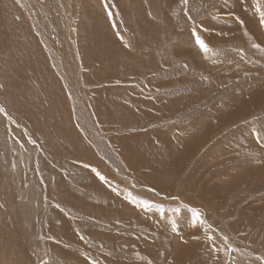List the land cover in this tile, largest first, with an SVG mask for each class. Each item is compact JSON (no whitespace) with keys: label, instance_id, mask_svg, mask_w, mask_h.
Wrapping results in <instances>:
<instances>
[{"label":"bare ground","instance_id":"6f19581e","mask_svg":"<svg viewBox=\"0 0 264 264\" xmlns=\"http://www.w3.org/2000/svg\"><path fill=\"white\" fill-rule=\"evenodd\" d=\"M259 7L260 0H0V101L8 104L4 108L6 110H0V116L6 118L3 115L4 112V114L8 113L12 119L15 118L17 125L26 132L24 133L25 138L23 136L21 138L25 141L28 138L27 147L30 149L34 146H31L32 142L29 140L33 139L32 141L36 142L34 149L42 150V154L50 159L49 163L52 162L51 167L60 165L70 173L72 171L74 173L77 168L87 175L89 173L92 183L94 182L88 185L90 189L100 187V190L110 192L120 202L136 207L138 214L134 221L138 220L140 223V231L144 232L146 229L152 231L151 238L171 227L181 233L183 224L180 225L178 219L185 216V219L183 218L184 229L188 224L187 221L190 225V230L184 236L186 245L183 247L188 249L186 257L191 260L194 257H200L199 246L206 249H212L214 246L208 233L205 232V225L201 218L191 210L187 211L186 215H180L171 209L168 214L149 212L147 209L149 202L113 184L104 167V161L105 159L112 160L119 169L146 182V180L150 181L149 177L154 171L150 170L151 168H146L145 173L140 171V168H144L147 164L146 162L151 163L150 160L143 159L142 155L143 150H152L153 162L155 161L154 163L166 176H170L175 173L173 168L176 163L181 167L188 165L199 148L216 136L226 122L241 121L242 117L249 113L253 115L264 108V84L256 77V80H253L251 76L250 80L247 78L248 81L241 88L227 95L223 101L195 113L192 121L187 125L179 123L174 126L172 124V126L169 125V129L160 127V124L157 125L159 127H144L153 124L149 121L153 120V116L162 121L173 119L175 113L187 111L198 100L207 97L208 93L204 90H208L209 87L205 88L206 84L223 86L237 78L236 75L229 76L230 70L235 67L234 64L229 69L223 67L225 65L223 62L230 58V53H227L222 61H216L220 66L223 64L222 67L226 71H213L212 66L216 64L215 61L213 62L214 55L211 51L218 43L239 41L250 49L253 47V56L263 53H261L262 47L259 46L264 45V26L261 22ZM197 36L209 46L208 51H204L199 46ZM255 42H259V45ZM240 54L243 55L240 52L233 55L236 59H240ZM186 59H188L187 62H192L189 66L194 67V74L199 78L201 90L187 91L175 98L166 97L168 90L173 87L186 86L189 80H192L190 79L192 73L186 72L184 77L170 78L166 81L158 80V76L162 72L169 73L173 64L181 65L180 62ZM195 63L198 64L193 65ZM251 66L253 69L257 67L254 64ZM129 79H134V82H138L140 86L131 85ZM141 82L143 83L140 84ZM159 94L162 95L159 96ZM161 106L168 108L156 109ZM119 108L135 113L140 112L139 114L144 119L140 118L135 123L136 120L129 121L120 118ZM176 109H178L177 112ZM261 121H263L259 124L262 129L261 133L253 131L254 137L251 138L260 144L262 137L261 145L263 146L264 119ZM6 123L8 129L17 130L13 124ZM199 124L206 126L201 128ZM172 129H177L182 134L187 129L191 137L190 145L187 143L190 152L185 151L182 154V150H179L176 152L177 155H173L176 156L172 158L176 160L175 162L169 161L171 157L163 154L164 150L159 152V146H161L159 136L165 133V138L169 139L167 133L171 134ZM238 130L235 133L239 136ZM18 133L19 131H16V134ZM174 138L175 142L178 138L176 136ZM224 138L229 140L230 136ZM144 139L143 144L139 142ZM214 142L213 146L210 145V150L214 146L221 149L225 145L219 139ZM32 149L31 151L34 150ZM207 149H209L208 146ZM83 151L102 152L104 154L102 157L105 159L100 157L103 161L93 164L90 160L84 159ZM181 154L184 156L179 159ZM29 158L33 160L35 155ZM162 158L165 160L161 161ZM39 170L40 168H35L34 172ZM56 172L54 173L57 175L58 186H62L65 180L60 178L61 176ZM5 178L0 171V260H5V257L14 251L13 247H16L17 250L13 253L19 251V254H12V258L9 256L12 263L16 261V264L18 258H23L32 264L18 237L4 227L6 222L1 213L5 215V211L9 212L10 202H13L16 196L13 187ZM211 187L198 186L197 190L195 189L197 196L204 203L219 206L221 209L226 202L224 197L220 199L217 196H210L209 199L205 196ZM62 188L64 189V186ZM62 188L54 186L47 192L53 201V204L48 207L54 212L52 216L54 219L52 220L51 217V220L45 224L46 234L51 238L48 247L50 248V244L54 246L53 249L51 248L54 251L49 254L50 259L55 258L54 252L57 253V258L67 260L69 264H96L97 259L105 264H141L137 260L138 255H141L142 259L149 260V257L154 259L152 248L157 244L135 233L136 229L132 228L134 222L128 224L131 226L129 231L115 233L113 228L105 227L106 229L101 228L100 232L88 233L90 240H97L98 244L90 245L89 242L87 246H84L83 240L75 232L77 227L73 226L72 221L65 216L78 212L81 206L85 204L86 207L87 203L83 197L76 196L71 190H65L66 188L62 190ZM58 205H63L62 209L68 214L61 212L57 208ZM110 207L111 204L101 208L88 205V210L95 214L96 211L103 212V209H106L105 213H108ZM84 209L83 213H85ZM240 209L242 210L241 207ZM222 210V216L230 215L231 209ZM111 213L109 211V214ZM52 240H65L76 245L79 250L62 247ZM100 247L101 253L96 249ZM106 248L112 249L114 254L117 251L125 252V256L123 258L113 256L114 254H110L109 251H103L108 250ZM212 251L216 253V250ZM173 260L171 264H183L180 256ZM147 262L149 261L145 264Z\"/></svg>","mask_w":264,"mask_h":264},{"label":"rangeland","instance_id":"374dc122","mask_svg":"<svg viewBox=\"0 0 264 264\" xmlns=\"http://www.w3.org/2000/svg\"><path fill=\"white\" fill-rule=\"evenodd\" d=\"M259 12L262 17L261 22L263 23V26H264V0H260ZM232 42L234 41H230L226 43L220 42L211 51V54L214 55L213 62L215 61V64H216V66H212L213 71L218 72L220 70L221 71L223 70L225 72L226 71L225 68L229 69L228 68L229 65H231L232 67V64H231L232 63L231 61H233L232 59H229V60L226 59L225 62H223L225 63V65L223 64L222 65L223 67L225 66V68H223L222 65L220 66L219 64L216 63V61L218 62L222 61V59H224L223 57H225L226 56L225 54L227 53H232V52L242 53L243 51L245 52L248 51L252 54L254 53V50L252 49L253 47H251L250 49L248 48V46H245L243 43H240L239 41H235L234 43ZM255 43L259 45V42H255ZM259 46L262 47L261 53L262 52L263 53L261 55L264 56V45L260 44ZM187 60L188 59L181 61L180 62L181 65L173 64L172 65L173 68L169 69V73L162 72L160 73V76H158L157 78L158 80L166 81L170 78H178L181 76L184 77L183 75L186 76V72L192 73L190 75V79L192 80H189V83H187L186 86H183V87L178 86L177 87L178 89L176 87H173L174 89L172 88L171 90H168L170 89L168 88L167 90L170 93L164 92L166 93L165 95L166 97L175 98L182 94L187 93V91L189 92L191 90H194V91L201 90L199 87L200 85L199 78L197 75L194 74L195 69L194 67L190 68L192 62L189 63L187 62ZM196 64L198 63H195L193 65H196ZM234 65H235L234 68H237L235 69L236 73L239 74L241 73V71H245V70L246 72H248L247 71L248 67H246V65L243 64L240 61V59L236 60ZM262 68H264V64L262 65ZM256 72H257L256 70L249 71L250 75H247L248 79L250 80L252 76L253 80L259 79L260 82L264 84V69H261L259 73L255 74ZM236 76L237 78L239 77V75L237 74ZM129 80H130L131 85L134 86L136 84V86H140L138 82H134V79H129ZM142 83L143 82H141L140 84ZM211 85L212 84L210 85L206 84L204 86L205 88L206 86L209 87L208 90L207 89L204 90L205 92L208 93L207 97H204L203 99L198 100L197 103L193 105L192 107H190L187 111L183 110L182 112H180L181 114L175 113V116H173V119H168V120L166 119L167 121L166 120L159 121L157 120L158 118L155 119L153 116V120H149L153 124H149L144 127L151 128L153 126L154 127L160 126L165 129H169L168 127L172 126V124L174 126L179 125V123L183 125L184 124L187 125L189 122L192 121L193 119L192 116L195 115V113L208 109V106L212 104L221 102L224 99V95H226L227 92L232 91L233 93V91L237 89L234 86H230L229 84L223 85V86H218V85L211 86ZM160 95L162 94H159V96ZM6 104L4 101L3 102L0 101V108L3 107L2 109H0L1 111L6 110L4 109L8 105ZM165 108L167 109L168 107L161 106V107H157L156 109L165 110ZM177 110L178 109H176V112ZM118 112L121 115L120 118H125L126 120H129V121L136 120L135 123H137V120L140 118L141 120L144 119L139 114L140 112L135 113L134 111L132 112L131 110H126V109L120 110V108L118 109ZM3 115L6 116V118H2L0 116V171L2 175L6 177L5 179L7 180L8 184L13 187V191H15L16 196H15V200L13 202H10L11 208L9 212L5 211L4 212L5 215H3V213H1V215L4 217L2 218L6 222L4 224V227L7 228V230L10 233H13L14 235H16V237H18V239L21 241L23 245L24 251L29 256L32 264H61V263L69 264V261L67 262V260L64 261L61 258H57L56 252L53 253L54 255L56 254L55 258L50 259V256H49V254H51V252L54 251V250L53 251L51 250V248L53 249L54 246L50 244V248L48 247V244L50 243L51 238L49 237V235L46 234L45 224H47V222L51 220V217L54 215L53 214L54 212L51 208L48 207L53 204V201H51V198L49 197L47 192L53 189L54 186H57V188L59 187L60 189L64 186V189L66 188L65 190H71L72 193H74V195L81 196L86 201L87 206L85 207V204H83L81 206V209L79 210L80 212L78 211L79 213L76 211L75 213L68 214L62 209L63 205L57 206V208L61 212H63L64 214L65 213L68 214V215L65 214L66 215L65 217H67L70 221H72L71 223L73 226L75 225V227H77L76 229L77 231L75 232L79 235L81 240H83V243L85 244L84 246H87L89 242H90V245L98 244L97 240H92V241L90 240L88 233H97L101 231V228L109 229L110 227L113 228L115 233L116 232L118 233L121 231L123 232L129 231L131 226L128 224H131V222H134L133 223L134 225L132 226V228L136 229L134 230L135 233H138L139 236L147 237L149 241L151 242L154 241L157 244L156 247L152 248L154 249L152 251L154 252L153 253L154 255L152 256V258L154 257V259H151L150 257L148 258L149 260H147L146 258L142 259L141 255H138L137 260L141 264H145L146 261H149L147 262V264H171V262L174 261L173 259L179 256L183 264H198V263L199 264H212V263L213 264H224V263H227V264H264V154H263L264 153V142L262 146L261 145L263 141L262 137L260 139V144H257L255 142V139L251 138L253 136V131L258 134L261 133L262 129L259 126V124H261L260 122H263L261 120L264 119V118H251V117H254L256 115L257 116L264 115V108L259 110L256 114L252 115V113H249L248 115L242 117L241 121L231 120L228 123L226 122L227 123V124L225 123L226 127H224L225 126L224 125L223 128L219 130V133H217L216 136H214L213 138L207 141L208 144L206 143L204 146H202V148L201 147L199 148V151H197V154L194 156L193 159H191L192 163L188 161L189 162L188 165L186 166L184 165L186 169L184 166L182 167L181 165L177 166L178 164L176 163V166L173 168V170L175 171L173 175L166 176L164 172H162L161 168L157 166L156 163H154L155 161L153 162L152 160L153 152H151L152 150L151 151L143 150L144 153L142 155V158L143 159L145 158V160H148V161L150 160L151 163L146 162L144 160V162H146L147 164L144 165V168H140V171L145 173L146 168L148 169L151 168L150 170L154 171V173L153 172L151 173V176L149 175L150 181L146 180V182L145 180L141 181L139 178H137V176L134 177L132 174L130 175L128 174V172H125L124 170L116 167L112 160L105 159L102 157L104 155L102 152L95 153L94 151L92 152L83 151L84 159L90 160L93 164H97V162L101 163L103 161V160L102 161L100 160L101 158L105 159L104 167L106 171L109 173L110 179L113 182V184H115L122 190L125 189V191L128 192L129 194L135 197L137 196V198L144 200L145 202H149L150 204L147 205L148 207L147 209L149 212L156 211L158 212V214H162V212L165 214H168L171 212V210H173L179 213L180 215L181 214L184 215L187 211L191 210L194 214L200 217L201 221H203V224L205 225V229H206L205 232L208 233L207 235L209 239H211V241L214 243V246L212 247V249H206L205 247H203L204 248L203 249L201 246H199L198 248H200L199 249L200 257L198 256L194 257L192 258V260L186 257L187 256L186 253L188 249H184L183 247L184 245H186L184 241V236L190 230V225L188 221H187L188 224L185 225V229H184L185 221L183 220V218L185 219V216L184 217L179 216L181 218L178 219V221L180 220L179 221L180 225L183 224V229L181 233L180 231L173 230V228L170 226L171 227L170 229L169 228L166 229L164 232H162L161 234L157 236L153 235V237L151 238L150 235L152 231L150 230L147 231V229L144 232L140 231L141 230L140 223L138 222V220L136 222L134 221L135 217L138 214V210L136 207L126 202H122V201L120 202V200L113 197L114 195L111 194L110 192H105L103 190H100V187L96 186L95 188L90 189L88 185L91 184L92 181H91V177L89 176L88 172H87L88 173L87 175L86 173H83L77 168V170L74 173L73 171L72 173H70L69 171L67 172L66 169L61 167L60 165L59 167H55L54 165L53 167H51L52 162L49 163L50 159L46 158L47 156L42 154V150L40 148L39 150H37L36 148L34 149V147H36V142L32 141L33 139H29V140H31L32 142L31 146L34 145L31 147L34 150L32 149L33 151H31V148L29 149V147H27L26 143L28 141V138H27V141L21 138L22 136L23 138H25L24 133L26 132H24V129L22 127H19L17 125L18 123H16L15 118L12 119L11 117H9L8 113L4 114L3 112ZM156 121L157 122L159 121L158 124ZM6 122L11 123L15 127H17L16 131H19L18 133L19 135L16 134L15 130L14 132L13 130H11V128L8 129V127L6 126L7 124ZM199 125L202 126L201 128H203V126H206L204 124L203 125L199 124ZM199 125H198V128H199ZM249 127H250V130H249ZM237 130H238V133H240V135L243 136V138L240 135L239 136L236 135L235 132ZM246 130L249 131V133ZM250 131L252 132L250 133ZM172 133L175 135H173ZM179 133L182 134L177 129L175 130L172 129L171 134L167 133L169 134V139L165 138L166 136L165 133L159 136L161 138L159 142L161 145L159 146V152L164 150L163 154H166V156H169V158L171 157L169 161H173V162L176 161V160H172V158L176 157L173 155H177L176 152H179V150H182V154L185 151H189L188 148H189L190 141H191L189 131L186 129V131H184L183 134L181 135L182 137L180 136ZM247 133L250 135H248ZM174 136L178 138L175 141L176 143L173 141L175 140ZM226 136H230L231 138V139L229 138L230 141L224 138ZM218 139L220 141H223L225 145L222 146L221 149L219 148L220 150L217 149L216 146L214 147L217 151L214 149V147L212 150H210L211 149L210 147L215 144L214 141L215 140L217 141ZM139 142L143 144V142H145V139L139 140ZM174 143L177 145H175ZM206 145L208 146L209 149H207ZM209 150L210 152L208 153ZM109 151L113 152L111 150ZM20 154H23V155H20ZM182 154L181 156H179L181 157L179 159L183 158L184 155L182 156ZM32 155H35V158L33 160H30L29 157ZM41 158H43V160ZM44 158L47 160V162ZM23 159H26V160H23ZM186 159L188 160V158ZM164 160H165L164 158L161 159V161H164ZM41 161L42 163H40ZM26 162L30 164H27ZM65 163H67L66 160H65ZM66 165L67 164H65V166ZM139 166H143V165H139ZM35 168L37 169L40 168V170L38 172H34ZM54 172L58 173L61 176L60 178H64L65 181L63 182L62 186L61 185L58 186V183H57L58 179H56L57 175ZM179 173L180 175L181 174L182 175L181 176L178 175ZM174 177L176 178L174 179ZM177 181L178 182L180 181V182L178 183ZM187 181L189 183H187ZM155 184H157V186ZM206 185L213 187V188L211 187V190L210 189L207 190V192L209 193L205 194L206 197L208 196L209 199H210V196H217V197H220V199L224 197L223 199H225L226 202H224V205L221 209L219 208V206H213V205L204 203L202 199H200V197L197 196L196 190L198 186L203 188ZM64 189L62 188V190ZM56 202H55V206L57 205ZM110 204H111V207L108 210L111 213V208H112L113 212L111 214H109L108 210H107L108 213H105L106 209H103L104 210L103 212L96 211L95 214L92 211L88 210V205L101 208V207H106L107 205H110ZM240 207L242 208V210L240 209ZM225 208L226 210L228 208L231 209L230 215L224 214L226 215V217L222 216L223 214L222 209L225 210ZM83 209L85 213H83ZM161 209L163 210L161 211ZM104 217L106 218L104 219ZM53 219L54 218L52 217V220ZM231 225H232V228H231ZM125 228L127 229L125 230ZM140 232H142L143 234ZM52 241L53 242L56 241V243L62 247L71 248V250L73 249L79 250L77 249L78 247H76V245H74L73 243L66 242L65 240L64 241L63 240L62 241L52 240ZM145 245L147 244L145 243ZM84 246H81V247H84ZM101 247L96 248L99 253L102 252ZM116 247H118V245H116ZM106 249L108 250L104 249L103 251L104 252L109 251L110 254H114V252H112V249H109V248H106ZM213 249L216 250L215 251L216 253L212 251ZM13 250L14 251H11V253L9 251L10 254L7 257H5L6 258L5 260L2 259L4 261L0 260L1 261L0 264H3V263L4 264H8V263L15 264L16 261L13 263L11 261L12 254H17L19 251H17L16 253H13L17 250L16 247H13ZM209 251L211 253H209ZM205 254H208V255H205ZM84 255L87 256L86 253H84ZM113 256H119L120 258H123V256H125V252L121 253L120 251H117L115 252ZM96 257L94 261L96 260ZM205 257H207L208 259ZM210 260H213V261L211 262ZM20 261L22 262V264H30L23 258L22 259L18 258L16 264H21ZM96 262H95L96 264H99L100 259H97ZM100 264H105V263L100 262Z\"/></svg>","mask_w":264,"mask_h":264},{"label":"crops","instance_id":"0c3cea01","mask_svg":"<svg viewBox=\"0 0 264 264\" xmlns=\"http://www.w3.org/2000/svg\"><path fill=\"white\" fill-rule=\"evenodd\" d=\"M232 43H234V42H232ZM243 53V55L242 54H240L239 56H241L240 57V61L243 63V64H245L246 65V67H248V72H246V70L245 71H241V73H236L235 72V69H237V68H234L233 70L231 69L230 71H231V73L229 74V76L230 75H239V77L238 78H235V80L233 79V80H231L228 84L230 85V86H234L235 88H237V89H239V88H241L242 87V85H244L245 84V81L246 80H248L247 78H248V76L247 75H250L249 74V71H257L255 74H257V73H259L260 72V70L261 69H264V68H262V65L264 64V56L263 55H258V56H256V55H254L253 56V54L252 53H250V52H245V51H243L242 52ZM234 53L232 52V53H230V58L229 59H232L233 61H231L232 63L231 64H235V61L236 60H239V59H236V57L233 55ZM225 55H227V54H225ZM243 56V57H242ZM232 57V58H231ZM223 58H226V57H223ZM233 58H235V59H233ZM242 58H243V60H242ZM228 59V60H229ZM247 61V62H246ZM253 62V63H252ZM249 64V65H248ZM251 64H255V66H257L255 69H253L252 68V66H251ZM228 68H231V65H229L228 66ZM243 74V75H242ZM228 76V75H227ZM242 76V77H241ZM234 88V89H235ZM237 89H235L233 92H235ZM232 93V91H229V92H227V94L226 95H224V98L227 96V95H229V94H231ZM224 100V99H223ZM222 100V101H223ZM191 118V117H190ZM251 118H264V115H256V116H254V117H251Z\"/></svg>","mask_w":264,"mask_h":264},{"label":"snow or ice","instance_id":"6c2138e0","mask_svg":"<svg viewBox=\"0 0 264 264\" xmlns=\"http://www.w3.org/2000/svg\"><path fill=\"white\" fill-rule=\"evenodd\" d=\"M197 43L199 44V46L204 50V51H208L209 50V46L205 43L204 40H202L199 36L196 37Z\"/></svg>","mask_w":264,"mask_h":264}]
</instances>
